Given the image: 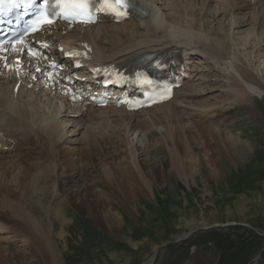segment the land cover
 Returning a JSON list of instances; mask_svg holds the SVG:
<instances>
[{"label":"rangeland","instance_id":"rangeland-1","mask_svg":"<svg viewBox=\"0 0 264 264\" xmlns=\"http://www.w3.org/2000/svg\"><path fill=\"white\" fill-rule=\"evenodd\" d=\"M196 1L191 4L192 10L200 11L203 3ZM222 1L213 0L209 2L210 5L207 2L208 15L203 18L194 17L196 22L199 19L197 23L207 21L211 29L205 24L204 32L210 33L221 27L235 41L246 31L255 32L264 38V18L258 20V14H264V4L260 11L254 9L255 14L250 11L237 13L232 11L253 9L255 6H247L249 1L236 0L240 8L229 11L231 16L217 12L222 7ZM162 8L166 14L171 13L168 7L163 5ZM253 19H256L254 26ZM241 21L246 23L242 24ZM232 23L234 24L231 26ZM230 28L233 30L230 31ZM239 33L241 34L238 35ZM260 44L261 49L258 48V43L251 41L242 54L264 61V44ZM258 59H254L253 63L259 64ZM203 62L199 61L200 64L194 68L198 76L182 88L181 92L191 89L192 85L196 86L197 91L204 88V91H200L201 96L192 99V103L195 102V106L208 105L215 108L211 111L206 109L200 116H190V121L184 119L181 128L175 129L173 125V129L177 130L175 135L181 134V137L189 138L188 143L193 148L191 158L183 157L184 166L188 163V168L184 169L186 175L175 173L166 160L168 149L166 145L159 144L163 132L160 126L132 129L129 131L128 141L133 145L135 160L138 163L142 160L154 167L153 173L148 168L144 172L148 175V191L144 188V192L135 196L138 186L134 185L130 175L136 174L139 166L136 164L138 167L135 168L123 153L126 148V143L121 138L123 136H114L105 143H100L107 152H111L109 157L114 155L115 158L107 159L97 154L98 147L94 142L90 144V153L81 151L79 139L85 135L87 123L82 125L84 128L75 132L74 137L73 133L69 136L64 130V138H67L65 142L70 143L64 142L60 146L62 151L66 150L61 162L67 163V166L61 171L59 165L56 169L58 171L55 170L57 174L53 178L57 179H51L48 183V196L40 195V186L29 188L27 196L31 205L41 211L42 221L48 229H55L53 224L57 223L53 215L54 209L69 219V226L65 231L68 235L63 245L66 250L63 253L60 251L62 264H143L150 258H153L152 264H264V95L261 99L253 97L247 103L251 106L250 113H247L226 92L228 85L224 73L220 70L213 72L214 67ZM214 70L216 71L215 68ZM200 78L203 80L200 81ZM40 94L43 95L41 92ZM180 99L177 96L175 101ZM45 103L49 106L53 104L51 100H45ZM53 106H50L52 112L56 113ZM190 122L192 125L204 123L220 129L228 139L233 138L253 145L257 150L254 153L257 154L256 157L251 161L238 158L236 166H230L227 157L216 155V145L211 143V137L206 138V145L203 146L205 148L195 140V130ZM152 132L156 134L151 138ZM115 143L122 144L121 149L110 148L116 146ZM13 150L0 154L5 163L11 161V164L5 165V171L0 172V179L5 183L14 182L21 169L18 163L22 156ZM202 156L206 160L212 157V162H204ZM70 163L75 164V167ZM209 163L213 164L206 168ZM125 175L127 178L124 180ZM62 179L68 183L58 187L57 182ZM119 179L124 180L123 191L113 186ZM76 182L79 185L86 183L96 194L92 202L95 212L88 210L86 201H81V205L79 198H69L67 195L70 191H75ZM110 189L111 192L117 190L116 198L112 197ZM108 210L112 219L106 222L101 214H106ZM0 245L10 247L16 252L23 251L26 247L11 232L1 233V229ZM28 250H24L27 256L22 262L38 264ZM20 255L17 260L24 258ZM0 264L7 263L2 259ZM8 264L18 263L11 259Z\"/></svg>","mask_w":264,"mask_h":264},{"label":"bare ground","instance_id":"bare-ground-1","mask_svg":"<svg viewBox=\"0 0 264 264\" xmlns=\"http://www.w3.org/2000/svg\"><path fill=\"white\" fill-rule=\"evenodd\" d=\"M138 1L148 11L146 18L132 17L131 21L118 24L103 21L89 27L77 25L72 29L62 24L55 25L41 32L37 38L50 41L54 48L53 52L57 55L70 51L71 55L74 54L76 57L73 61L79 59L89 66L129 62L133 60L134 56L149 50L160 51L161 49L170 50L181 47L187 54L191 53L201 56V60L204 61L203 64H211L216 69L215 71L213 68V72L222 71L228 85L226 92L233 102L235 101V103L242 105V108L247 113H250L251 106H248L247 103L253 97L261 99L264 95V61H260L255 56H245L242 52L247 50L251 41L258 43V48L261 49L260 43L264 44V38L256 35L255 32L248 33L246 31L244 34L242 33L243 36L238 38V41H235V39L229 37V34H225L221 27L218 30L210 31V33L204 32L206 31L204 30L205 24L208 27L207 21L202 19L203 23H197L199 19L196 22L194 17L202 16L203 18L204 15H208L206 12L207 7L210 5L209 2L213 0H199L203 3V8L200 11L192 10L191 4L195 3L196 0H191L189 4L190 0ZM247 1H249V4H246L247 6H255V8L232 12L250 11L254 13V9L260 11L262 4H264V0ZM162 3L168 5L171 10L170 14L165 13ZM221 6V9H218L217 12L231 16L232 13H228L229 11L240 8L236 0L231 3L228 0H223ZM245 15L243 16L244 20ZM263 16V13L258 14V20L260 18L263 19ZM246 21L242 22V24L246 23ZM255 21L256 19H253V26L256 25ZM232 30L233 28H230V31ZM57 47H60L62 51L59 52ZM13 54L10 52L5 55L0 54V149L15 148L16 152L22 156V159L19 160L18 164L21 169L13 180L14 182L5 183L0 179V229L1 233L11 232L15 239L25 244L26 251L29 249L28 251L36 263L62 264L60 251L63 253L66 250L63 245L68 235L65 231L69 226V219L64 217L66 215L60 214L59 211L54 209L53 215L57 219V223L53 224L55 229H48L44 221H42L41 211L31 205L27 196L29 193L28 189L37 188V186L41 187L39 188L40 191L38 190L41 193L40 195L48 196L47 185L51 179H57L53 178V175L58 171L56 169L60 165L59 170L61 169L62 171L64 166H67V163L61 162V158L65 157L66 152L64 149L63 151L61 150L62 147L60 148L61 144L65 142L64 130L69 133V136L73 133L72 137H74L75 132L79 128H84L82 125L87 123L85 135L79 139L81 140V151L90 153L92 150L90 144L94 142L98 147L96 150L97 154H101L107 159L110 157L112 159L115 158L114 155L109 157L111 152H107L100 143H105L108 138L114 136H123L121 138L126 143L124 144L126 148L123 153L127 155L128 160L135 168L139 166L136 173L137 176L134 173L130 175L134 185L138 186L134 193L136 196L138 193L144 192L145 189L148 191V183L146 181L148 175L146 176L144 172L148 168L150 173H153L154 167H151L150 163H144L142 160L139 161L140 163L135 160L133 145L128 141L129 131L160 126L163 132L161 143L159 144L161 146L166 145L168 149L166 160H168L175 173L185 174L184 169L188 168V163L186 162L187 164L184 166L185 159L183 157L186 159L187 157L191 158L190 155L193 148L188 143L189 138L181 137V134L175 135V131H177L175 129L181 128V122L184 119L185 121H190V116L203 115L206 109L211 111L215 107L208 105L200 107L195 106V102L192 103V99L194 100L197 96H201L200 91L204 88L197 91L196 86L192 85L190 86L192 87L191 89L181 92L182 88L186 87L188 83L190 84L198 76L197 73H194L191 79L184 84V87L178 89L174 97L168 102L163 103V105L153 106L147 110L136 111L135 113H128L122 109L119 110L110 106L96 108L81 102L71 103L69 93L65 92L62 94V91L57 86L46 82L42 74L38 73L37 68L32 70V72H35V77L29 75V79L24 80L23 77L26 74L27 67H21L19 57H12ZM254 59H258L259 64L253 63ZM202 80L200 78V81ZM40 89L46 95L44 94L41 97L38 91ZM44 96L53 100L56 113H54L55 111L52 112L50 107L53 104L49 106L45 103ZM177 96L181 98L179 101H175ZM26 98L29 99L25 100ZM216 112L215 110V114H217ZM59 119L61 120L59 121ZM192 122H190L191 125ZM93 125L95 126L91 127ZM173 125H175V129H173ZM192 129L195 130V140L199 141L202 147L206 145V138L211 137V143L216 145V155L218 157L222 155L227 157V163L230 166H236L238 158L239 160L251 161L257 155L254 154L257 150L254 149L253 145L233 138L228 139L226 138L227 136L225 137L221 133L220 129H214L204 125V123L199 125L198 123H193ZM155 134L152 132L150 137H154ZM121 145L116 144V146L113 145L110 148L119 150L122 147ZM50 149L51 152L49 153ZM204 156L202 158L205 159L206 156ZM211 158L205 159L204 162H212ZM4 160L3 157L0 158V172H4L5 167L11 164V161L7 162V164ZM212 164L204 165L208 168ZM73 165L72 167H75ZM125 178H127L126 175L124 180ZM124 180H117V183L113 184L115 189L118 188L123 191ZM57 183L58 187H63L67 185L68 181L62 179ZM76 183L75 191H70L67 195L70 196L69 198H79L81 205L83 203L81 201H86L87 204L85 205L88 210L90 209L91 213L95 212L96 209L93 207L95 205L92 202H94L96 194L93 193L92 189L89 188L90 186L86 185V183L81 185L78 182ZM72 192L74 193L72 194ZM114 192H111L110 189V194L113 198H116L117 190ZM98 196L100 197V195ZM101 216L106 222L112 219L109 210L106 214H101ZM12 221H15V224H12ZM25 249L16 252L10 247L0 245V260L2 261L3 259L7 264L11 262V259L18 264L19 262L28 264L22 262L27 256L26 252L24 253ZM20 254L24 258L17 260V257L21 256ZM152 262L153 258H150L149 261L143 264H152Z\"/></svg>","mask_w":264,"mask_h":264},{"label":"snow or ice","instance_id":"snow-or-ice-1","mask_svg":"<svg viewBox=\"0 0 264 264\" xmlns=\"http://www.w3.org/2000/svg\"><path fill=\"white\" fill-rule=\"evenodd\" d=\"M93 2L95 0H43V7L29 27L35 31L43 25H51L56 19H63L68 23H93L95 21L90 8ZM34 3L35 0H0V15L16 8L24 9V14L27 15ZM130 7V0H103L102 6L96 11L119 18L127 15ZM30 55L36 54L30 52Z\"/></svg>","mask_w":264,"mask_h":264}]
</instances>
